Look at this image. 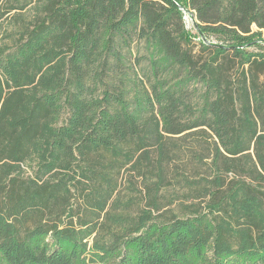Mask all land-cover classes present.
<instances>
[{"label":"trees","instance_id":"obj_1","mask_svg":"<svg viewBox=\"0 0 264 264\" xmlns=\"http://www.w3.org/2000/svg\"><path fill=\"white\" fill-rule=\"evenodd\" d=\"M4 20L0 264H264V0H0ZM134 36L147 85L121 52ZM174 144L207 158L202 204L116 211L121 167L153 149L161 169Z\"/></svg>","mask_w":264,"mask_h":264},{"label":"rangeland","instance_id":"obj_2","mask_svg":"<svg viewBox=\"0 0 264 264\" xmlns=\"http://www.w3.org/2000/svg\"><path fill=\"white\" fill-rule=\"evenodd\" d=\"M31 4L21 10L20 18L23 20H30ZM6 15L8 14H5L2 19ZM183 16H185L183 18L185 27L195 33L193 17L187 12H184ZM7 21L4 20L0 27V45L10 47L19 36L20 22ZM209 38L211 42H216L214 37ZM121 52L125 54L132 72L147 85L148 52L143 39L134 36L129 45L121 49ZM193 52L199 54L198 46H194ZM197 89L191 96L192 102L198 100L201 91L199 85ZM193 151H200L195 144L170 146L168 155L159 169L156 153L151 149L148 160L144 161L140 168L132 169L131 164L121 167L117 176V189L113 195V199L117 200L116 211L136 216L142 209L149 210L154 220L158 221L166 220L171 216L190 215L193 208L202 204L200 203L202 197L198 195L200 191H196V185L199 178L207 171L205 164L207 158L196 155ZM21 168L23 175H30L33 163L26 161L22 163Z\"/></svg>","mask_w":264,"mask_h":264},{"label":"water","instance_id":"obj_3","mask_svg":"<svg viewBox=\"0 0 264 264\" xmlns=\"http://www.w3.org/2000/svg\"><path fill=\"white\" fill-rule=\"evenodd\" d=\"M183 18H185V16H183Z\"/></svg>","mask_w":264,"mask_h":264}]
</instances>
